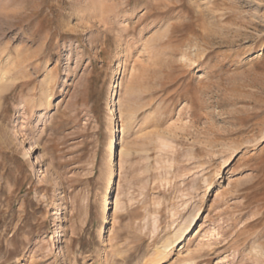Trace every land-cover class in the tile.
Segmentation results:
<instances>
[{"label": "rangeland", "instance_id": "rangeland-1", "mask_svg": "<svg viewBox=\"0 0 264 264\" xmlns=\"http://www.w3.org/2000/svg\"><path fill=\"white\" fill-rule=\"evenodd\" d=\"M22 257L264 264V0H0V264Z\"/></svg>", "mask_w": 264, "mask_h": 264}, {"label": "bare ground", "instance_id": "bare-ground-1", "mask_svg": "<svg viewBox=\"0 0 264 264\" xmlns=\"http://www.w3.org/2000/svg\"><path fill=\"white\" fill-rule=\"evenodd\" d=\"M113 58H114V61H116V60H118L119 57H118V55H114ZM64 74H67V69H65ZM63 82H65V80ZM117 98H119V97H117ZM47 102H48V99H47ZM122 134H123L122 133V130H120L118 128V138H119V145L120 146L123 145V137L121 136ZM115 196H116L115 199L110 203V208L108 209L109 212L112 211L111 214H109V217L111 219L114 218V216L116 215V213L118 211V206H119V204H118L119 197L116 194H115ZM106 204L107 203L105 202V206L103 207V211L104 212L106 211V208H107V205ZM60 217H61V211L60 210H57L56 211V217L53 219V221H54L55 224H57L60 221ZM189 220H188L189 222L184 223L183 225H181V227L173 234L172 240L170 242L164 243L160 247V249L162 251L160 254L162 256H165L166 255V252H168L169 250L172 249V245L173 244H179V242L181 241V238L183 237V235L185 234V232H187L190 229L191 223L194 221V218L192 217ZM100 237H102V236H100ZM18 261H20V259H18ZM23 261H25V258L24 257L21 258V262L19 264H22Z\"/></svg>", "mask_w": 264, "mask_h": 264}]
</instances>
